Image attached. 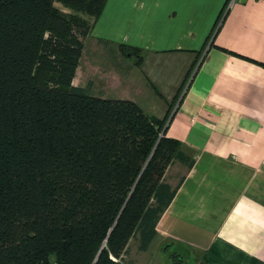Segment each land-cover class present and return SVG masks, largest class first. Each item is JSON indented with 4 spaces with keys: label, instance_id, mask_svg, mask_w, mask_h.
<instances>
[{
    "label": "trees",
    "instance_id": "1",
    "mask_svg": "<svg viewBox=\"0 0 264 264\" xmlns=\"http://www.w3.org/2000/svg\"><path fill=\"white\" fill-rule=\"evenodd\" d=\"M106 3L0 0V264H126L158 236L184 180L168 183L172 165H194L168 118L73 84Z\"/></svg>",
    "mask_w": 264,
    "mask_h": 264
},
{
    "label": "crops",
    "instance_id": "2",
    "mask_svg": "<svg viewBox=\"0 0 264 264\" xmlns=\"http://www.w3.org/2000/svg\"><path fill=\"white\" fill-rule=\"evenodd\" d=\"M86 43L73 84L168 118L195 158L156 240L264 264V0H107Z\"/></svg>",
    "mask_w": 264,
    "mask_h": 264
},
{
    "label": "rangeland",
    "instance_id": "3",
    "mask_svg": "<svg viewBox=\"0 0 264 264\" xmlns=\"http://www.w3.org/2000/svg\"><path fill=\"white\" fill-rule=\"evenodd\" d=\"M56 7L59 8L65 14H71L72 12L66 9L61 4L57 3ZM85 18H88L86 15H82ZM95 46V42H88L87 52L91 51ZM87 56L88 53H87ZM186 167L180 163H175L172 165L170 170L167 173V181L172 184H176L181 177L184 175ZM170 242L167 240H156L149 248L148 251H141L139 249V240L137 238L133 239L130 243L127 254L125 255L126 264H174L169 259V253L165 251V246ZM178 250H183L181 247H175ZM174 248H168V251L173 252ZM186 251V250H185ZM185 252V261L182 264H202L201 253L195 250L190 252ZM191 253V254H190Z\"/></svg>",
    "mask_w": 264,
    "mask_h": 264
},
{
    "label": "built area",
    "instance_id": "4",
    "mask_svg": "<svg viewBox=\"0 0 264 264\" xmlns=\"http://www.w3.org/2000/svg\"><path fill=\"white\" fill-rule=\"evenodd\" d=\"M52 264H56V263H52Z\"/></svg>",
    "mask_w": 264,
    "mask_h": 264
}]
</instances>
